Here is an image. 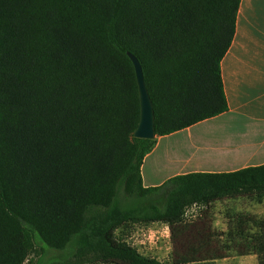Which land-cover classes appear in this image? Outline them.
<instances>
[{"label": "trees", "instance_id": "obj_1", "mask_svg": "<svg viewBox=\"0 0 264 264\" xmlns=\"http://www.w3.org/2000/svg\"><path fill=\"white\" fill-rule=\"evenodd\" d=\"M241 1L0 0V264H25L38 246V264H215L232 250L264 264L263 218L228 213L222 232L208 215L224 198L262 203L264 164L145 187L157 139L134 135L129 51L143 66L156 136L228 110L221 63ZM194 205L204 209L188 216ZM154 222L170 227L169 263L123 232ZM49 250L59 256L45 260Z\"/></svg>", "mask_w": 264, "mask_h": 264}, {"label": "crops", "instance_id": "obj_2", "mask_svg": "<svg viewBox=\"0 0 264 264\" xmlns=\"http://www.w3.org/2000/svg\"><path fill=\"white\" fill-rule=\"evenodd\" d=\"M221 67L228 110L156 136L142 165L145 187L161 186L179 175L230 173L264 164V0L241 1L236 33ZM242 201L264 203L244 195L214 201L208 212L213 227L227 232V214L237 212ZM245 256L259 264L257 255Z\"/></svg>", "mask_w": 264, "mask_h": 264}, {"label": "rangeland", "instance_id": "obj_3", "mask_svg": "<svg viewBox=\"0 0 264 264\" xmlns=\"http://www.w3.org/2000/svg\"><path fill=\"white\" fill-rule=\"evenodd\" d=\"M133 136V135H131ZM130 136V137H131ZM132 138V137H131ZM130 138V140H132ZM190 209V213L188 216L200 212V209L196 205L192 206ZM237 212H248L255 214L258 218L264 219V203L263 204H251L249 202L242 201L236 204ZM240 210V211H239ZM165 226L163 223L154 222L151 224H142L135 225L130 228L129 231L124 230L125 237L127 241L135 246L141 253L155 257L164 262H171L173 245L171 241V234L167 236L168 233H165ZM118 233H120L118 231ZM151 234L152 238H148L147 235ZM43 250L42 246H38L37 250H33V253L30 255V260H28L25 264H38L40 260L43 258ZM230 256L218 260L215 264H258L254 257L250 256H242L237 250H232L230 252ZM49 255V256H48ZM59 256V252L56 250H49L47 255L44 256L46 260L49 257ZM84 264H114V263H84Z\"/></svg>", "mask_w": 264, "mask_h": 264}, {"label": "water", "instance_id": "obj_4", "mask_svg": "<svg viewBox=\"0 0 264 264\" xmlns=\"http://www.w3.org/2000/svg\"><path fill=\"white\" fill-rule=\"evenodd\" d=\"M128 55L130 56L135 67L141 106L140 121L134 132V135L138 138L154 139L156 138L155 110L146 84L143 66L139 58L134 53L129 51Z\"/></svg>", "mask_w": 264, "mask_h": 264}, {"label": "built area", "instance_id": "obj_5", "mask_svg": "<svg viewBox=\"0 0 264 264\" xmlns=\"http://www.w3.org/2000/svg\"><path fill=\"white\" fill-rule=\"evenodd\" d=\"M163 224H164V223H163ZM164 226H165V228H164L165 233H168L167 236H169V235H170V227H169V225H167V224H164ZM145 234H146V233H145ZM146 235H147V234H146ZM147 237H148V238H152V235L149 234V235H147Z\"/></svg>", "mask_w": 264, "mask_h": 264}]
</instances>
